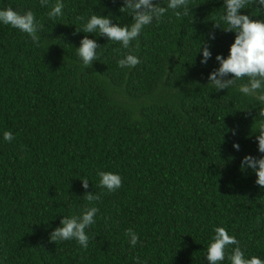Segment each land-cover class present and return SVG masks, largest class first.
I'll return each instance as SVG.
<instances>
[{"label": "trees", "instance_id": "1", "mask_svg": "<svg viewBox=\"0 0 264 264\" xmlns=\"http://www.w3.org/2000/svg\"><path fill=\"white\" fill-rule=\"evenodd\" d=\"M123 2L63 0L52 21L40 0H0V8L31 9L43 26L35 45L0 24V264H209L216 226L246 255L264 258V188L240 167L245 155H264L258 108L236 88L208 84L215 56H227L235 39L214 28L225 26L223 0H189L187 16L169 10L153 21L132 49L141 62L131 69L118 67L119 43L77 31L93 12L130 24ZM84 35L101 45L85 69L76 56ZM203 42L213 53L207 65L197 54ZM98 169L119 173L122 186L101 188ZM86 192L100 197L88 248L51 241L63 216L89 206ZM129 228L139 235L135 248Z\"/></svg>", "mask_w": 264, "mask_h": 264}, {"label": "clouds", "instance_id": "2", "mask_svg": "<svg viewBox=\"0 0 264 264\" xmlns=\"http://www.w3.org/2000/svg\"><path fill=\"white\" fill-rule=\"evenodd\" d=\"M40 5L49 8L47 16L52 21L63 15V0H56L54 4H50V0H40ZM252 7L259 15L242 11ZM222 8L219 20L225 26L221 27L220 23L215 22L214 28L219 27L234 32L235 39L227 56L223 54L215 56L219 66L209 73L208 84H211L217 92L236 88L243 97L256 102L255 108H258L256 118L261 121L256 132L258 133L256 140L258 152L264 154V0H223ZM169 10L177 17L187 16L191 10L189 0H162L160 3L155 0H124L120 11L131 15L130 24L114 23L112 13L103 15L93 12L88 16L83 27L77 31L95 34L96 37L104 36L108 41L119 43L126 51L122 58L118 59V67L131 69L141 62L140 57L132 50L133 48L139 50V37L153 21L159 23ZM0 24L9 25L27 34L33 44L39 45L43 26L31 9L19 12L10 6L0 8ZM210 39H215V31L210 32ZM100 49L101 45L97 39L90 38L89 35L83 36L79 46L76 47V56L84 69L99 60ZM201 52L200 63L207 65L213 56L211 45L203 42L197 54ZM14 138L11 131L3 132L4 141L12 142ZM233 147L237 151L240 150L238 142H234ZM240 167L242 171L250 169L255 173L256 185L264 188V155L257 157L249 153L243 157ZM97 176L100 187L106 188L108 192H114L122 186V177L119 173L98 169ZM82 182L83 188L88 189L89 180L82 179ZM84 198L89 202V206L78 214L63 216L60 225L50 233L51 241L57 243L74 240L82 248H88L90 237L86 229L96 222L99 208L94 202L100 197L92 192H86ZM125 236L129 245L135 248L139 242L138 233L129 228ZM205 256L209 264H223L226 259L228 264H264V258L258 255H246L237 237L230 234L224 226L214 228ZM135 264H147V261L136 257Z\"/></svg>", "mask_w": 264, "mask_h": 264}]
</instances>
